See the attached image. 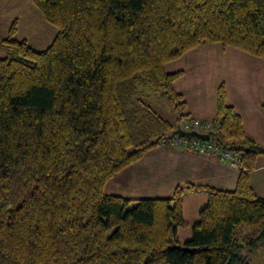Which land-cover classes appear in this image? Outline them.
<instances>
[{
    "label": "trees",
    "instance_id": "trees-1",
    "mask_svg": "<svg viewBox=\"0 0 264 264\" xmlns=\"http://www.w3.org/2000/svg\"><path fill=\"white\" fill-rule=\"evenodd\" d=\"M30 2L57 34L35 50L16 38V19L2 41L0 264H250L264 248V198L250 181L264 149L224 82L212 137L240 154L235 189L187 184L130 209L106 186L177 130L148 92L169 99L178 124L189 117L175 90L184 71L167 64L207 44L264 60V0ZM186 192L208 203L182 243Z\"/></svg>",
    "mask_w": 264,
    "mask_h": 264
},
{
    "label": "crops",
    "instance_id": "crops-1",
    "mask_svg": "<svg viewBox=\"0 0 264 264\" xmlns=\"http://www.w3.org/2000/svg\"><path fill=\"white\" fill-rule=\"evenodd\" d=\"M7 4V0L1 1L0 9H5L4 7ZM12 6L15 7L14 2H11ZM204 54L210 58L219 55L218 59L225 62V73L217 81L213 78L212 73V84L210 86H205L208 83H202V86L191 83V88L187 90L181 86V81L186 75L184 72V76L175 83V90L184 96L188 104L189 116L203 120L215 119L217 89L224 82L228 104L241 117L246 134L264 149V112L262 110L264 104V60L233 48L224 49L219 44L200 46L187 53L182 59L192 57L197 64H206L208 58L201 59ZM202 60L204 61L202 62ZM137 165H140L139 172L144 175L146 181L151 179L154 182H161V179H163V182H166V191L169 193L167 197L172 195L177 186L184 187L187 184L208 185L226 191L233 190L236 187L240 173V169L231 168L214 155H201L161 145L159 148L147 153L139 162L123 170L115 178L121 177ZM169 175L173 177L167 179L166 176ZM250 181L256 193L264 198V156L258 159L257 168L250 174ZM108 194L125 197L116 193ZM195 194L201 195L203 193ZM188 195L190 194L188 193ZM199 197L201 204L207 201L205 196ZM190 198L191 196L184 197V217L186 226L193 227L186 212L187 200Z\"/></svg>",
    "mask_w": 264,
    "mask_h": 264
},
{
    "label": "rangeland",
    "instance_id": "rangeland-1",
    "mask_svg": "<svg viewBox=\"0 0 264 264\" xmlns=\"http://www.w3.org/2000/svg\"><path fill=\"white\" fill-rule=\"evenodd\" d=\"M1 1L6 0H0V2ZM7 1L8 4L4 7L5 9H0V59L8 57V51L2 41L8 36L10 27L16 19H18V34L16 35V38L18 40H27L29 45L35 50H45L54 40L57 34V29L44 19L41 13L32 5L30 0ZM11 2H14L15 7H11ZM17 12L19 13L17 14ZM204 57L208 58L206 64H197L192 57L185 59L181 58L175 62L167 64L165 70L168 73L180 70L184 71L186 75L184 76L183 81H181V86L187 90L191 88V83H196L198 86H202V83H208L205 86H210L212 84V73L213 78H215L216 81L225 73V62L218 59L219 55L210 58L204 54L201 59H204ZM203 61L204 60H202V62ZM145 101L164 119L178 129V114L174 111L166 96L161 93L155 94L150 91L146 94ZM139 168L140 165L132 167L121 177H117L113 181H110L107 186V194H121L126 198L133 200L129 206L130 209L136 205L135 200L162 198L169 195L168 191H166V182L164 183L163 179H161V182H154L151 179L146 181L144 175L140 174ZM166 177L167 179H170L173 176L169 175ZM186 193V196H191V198L187 200L186 212L189 222L194 225L199 221L200 210L208 203V196L205 193L201 195L189 192ZM188 193L190 195H188ZM199 196H205L207 201L204 204H201ZM192 228L193 227L186 226L180 229L178 238L182 243H185L192 237ZM237 237L241 244L245 246L247 241V231L244 228H238ZM252 259L253 261L250 264H264V248H262Z\"/></svg>",
    "mask_w": 264,
    "mask_h": 264
},
{
    "label": "built area",
    "instance_id": "built-area-1",
    "mask_svg": "<svg viewBox=\"0 0 264 264\" xmlns=\"http://www.w3.org/2000/svg\"><path fill=\"white\" fill-rule=\"evenodd\" d=\"M178 129L185 132L197 131L202 134H209L211 137L208 140L200 139L193 136H182L174 133L163 137L161 145L170 146L177 149H183L195 152L201 155H214L222 163L229 165L233 169H240V154L230 148L224 147L216 142L212 133L217 129L213 120H203L196 117H185L179 122Z\"/></svg>",
    "mask_w": 264,
    "mask_h": 264
},
{
    "label": "water",
    "instance_id": "water-1",
    "mask_svg": "<svg viewBox=\"0 0 264 264\" xmlns=\"http://www.w3.org/2000/svg\"><path fill=\"white\" fill-rule=\"evenodd\" d=\"M175 133L180 134L182 136H187V137L193 136V137H197V138L205 139V140H208L211 137L209 134H202L197 131L185 132L181 129H177Z\"/></svg>",
    "mask_w": 264,
    "mask_h": 264
}]
</instances>
